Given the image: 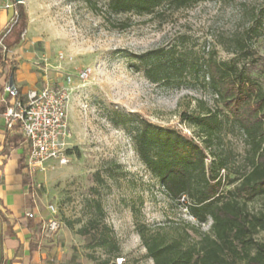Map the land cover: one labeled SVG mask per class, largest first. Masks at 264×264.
I'll return each instance as SVG.
<instances>
[{
    "label": "rangeland",
    "instance_id": "obj_1",
    "mask_svg": "<svg viewBox=\"0 0 264 264\" xmlns=\"http://www.w3.org/2000/svg\"><path fill=\"white\" fill-rule=\"evenodd\" d=\"M22 6L26 21L10 38L17 39L22 31L20 43L31 56L33 72L50 84L73 77L66 163L49 161L30 177L41 215L59 225L49 236L38 235L43 264H118L116 258L120 264H152L135 222L157 229L186 228L195 221L183 200L177 204L168 199L139 160L131 132L110 119L114 113L132 115L197 140V130L182 117L217 111L220 105L200 85L201 77L196 82L184 74L175 82L152 83L141 70L131 69L136 64L131 56L184 42L197 56L215 52L217 60L240 63L220 42L252 25L264 0H208L177 11L118 17L105 12L103 0H25ZM253 48L257 64H263L264 28ZM80 71L87 72L82 82L76 78ZM252 77L264 88L263 73L255 69ZM221 145L230 151V169L241 166L245 151L241 135L229 133ZM210 161L208 157L206 165ZM220 174L223 189L231 190L228 181L233 175L223 179L226 172ZM261 203L259 199L248 203V210L257 211ZM50 205L54 213L47 211ZM91 225H98V231ZM208 228L209 223L201 226L202 231ZM101 232L110 234L118 252L97 245ZM255 238L264 242V231Z\"/></svg>",
    "mask_w": 264,
    "mask_h": 264
},
{
    "label": "trees",
    "instance_id": "obj_2",
    "mask_svg": "<svg viewBox=\"0 0 264 264\" xmlns=\"http://www.w3.org/2000/svg\"><path fill=\"white\" fill-rule=\"evenodd\" d=\"M103 1L105 12L118 17L177 11L208 0ZM22 5H14L18 18L12 33L26 21ZM263 23L264 6L252 25L220 42L226 53L241 59L240 63L217 60L215 52L197 56L184 47V42L131 56L136 63L131 69L141 70L152 83L175 82L184 74L196 82L201 77L200 85L208 88L213 102L220 105L217 111L182 117L197 130V140L174 127L155 125L132 115L114 113L110 119L131 132L139 160L168 199L177 204L183 200L187 214L195 221L186 228L157 229L136 221V232L152 264H264V242L255 238L264 231V88L252 77L255 69L264 74V63L257 64L253 48L263 34ZM234 131L243 138L245 151L241 166L230 169V151L221 143ZM208 157L211 161L206 165ZM222 170L226 172L223 179L233 175L228 181L233 185L231 190L223 189ZM24 181H30L28 174ZM257 199L262 201L260 208L249 211L248 203ZM207 223L208 230L202 231L201 226ZM91 229L98 231V225H91ZM97 245L118 252L106 232L99 234Z\"/></svg>",
    "mask_w": 264,
    "mask_h": 264
},
{
    "label": "crops",
    "instance_id": "obj_3",
    "mask_svg": "<svg viewBox=\"0 0 264 264\" xmlns=\"http://www.w3.org/2000/svg\"><path fill=\"white\" fill-rule=\"evenodd\" d=\"M7 1L0 0V34L15 11L4 8ZM11 34L5 40L6 53L0 46V97L3 86L10 81L21 95L39 90L43 86L39 81L45 82L33 72L31 56L23 52L21 36L16 40L10 38ZM26 156V143L19 134L5 129L0 116V264H43L38 235L42 233L45 218L35 200L32 180L24 181ZM27 212H31L33 218L27 219Z\"/></svg>",
    "mask_w": 264,
    "mask_h": 264
},
{
    "label": "built area",
    "instance_id": "obj_4",
    "mask_svg": "<svg viewBox=\"0 0 264 264\" xmlns=\"http://www.w3.org/2000/svg\"><path fill=\"white\" fill-rule=\"evenodd\" d=\"M25 0H8L4 8L13 9L15 4H24ZM14 11L8 25L0 34V46L6 53L5 40L17 23ZM21 36H23L21 34ZM87 72L76 74L79 81L86 80ZM73 91V77L66 75L61 83H48L39 90H32L21 95L18 88L7 83L3 86L0 97V116L8 132L17 133L27 145L26 172L32 176L44 169L49 161L66 163L67 145L70 130L67 119V106ZM50 213L55 208L47 207ZM27 219L33 218L31 212L25 214ZM58 222L53 218L42 220V233L49 236L58 229ZM118 264L121 259L116 258Z\"/></svg>",
    "mask_w": 264,
    "mask_h": 264
},
{
    "label": "water",
    "instance_id": "obj_5",
    "mask_svg": "<svg viewBox=\"0 0 264 264\" xmlns=\"http://www.w3.org/2000/svg\"><path fill=\"white\" fill-rule=\"evenodd\" d=\"M10 85H12V81H10V83H9Z\"/></svg>",
    "mask_w": 264,
    "mask_h": 264
}]
</instances>
